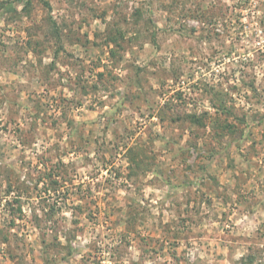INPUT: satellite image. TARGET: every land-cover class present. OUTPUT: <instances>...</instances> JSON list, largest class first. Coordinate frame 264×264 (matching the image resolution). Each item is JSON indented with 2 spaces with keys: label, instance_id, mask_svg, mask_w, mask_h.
<instances>
[{
  "label": "rangeland",
  "instance_id": "obj_1",
  "mask_svg": "<svg viewBox=\"0 0 264 264\" xmlns=\"http://www.w3.org/2000/svg\"><path fill=\"white\" fill-rule=\"evenodd\" d=\"M14 1L0 264H264V0Z\"/></svg>",
  "mask_w": 264,
  "mask_h": 264
},
{
  "label": "trees",
  "instance_id": "obj_2",
  "mask_svg": "<svg viewBox=\"0 0 264 264\" xmlns=\"http://www.w3.org/2000/svg\"><path fill=\"white\" fill-rule=\"evenodd\" d=\"M28 0H15L14 2H6L4 3L3 5V14H8V13H11V12H15V5L16 4H20V3H23V2H26ZM18 211H20V209L18 208Z\"/></svg>",
  "mask_w": 264,
  "mask_h": 264
}]
</instances>
